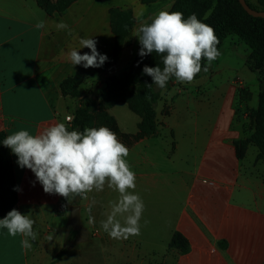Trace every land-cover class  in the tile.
Returning <instances> with one entry per match:
<instances>
[{
	"label": "crops",
	"instance_id": "crops-1",
	"mask_svg": "<svg viewBox=\"0 0 264 264\" xmlns=\"http://www.w3.org/2000/svg\"><path fill=\"white\" fill-rule=\"evenodd\" d=\"M40 21L45 27L36 29ZM60 21L41 14L34 0H0V130L7 136L20 130L36 134L55 123L69 126L67 116L79 98L64 94L61 82L95 71L71 64L67 54L79 49V42L57 30ZM226 104L233 111L232 101L224 99L213 103L211 115L192 116L173 106L156 134L131 136L130 142L117 136L129 148L135 192L145 204L140 234L128 239H113L101 227L117 192L105 186L70 202L47 194L11 152L14 209L29 214L38 235L25 254L22 237L0 229V264H264V159L254 143L239 154L235 141L245 136L235 115L225 112ZM252 146L257 150L246 167ZM74 204L80 205L78 228L71 223ZM71 227L77 229L74 235ZM176 231L189 242L185 252L170 247Z\"/></svg>",
	"mask_w": 264,
	"mask_h": 264
},
{
	"label": "clouds",
	"instance_id": "clouds-1",
	"mask_svg": "<svg viewBox=\"0 0 264 264\" xmlns=\"http://www.w3.org/2000/svg\"><path fill=\"white\" fill-rule=\"evenodd\" d=\"M44 27L43 21L35 25L36 29ZM56 28L72 33L64 21L57 23ZM133 36L138 38L141 58L153 53L162 57L163 68L147 65L143 68V73L152 77V84L161 89L172 78L181 83L194 82L201 70H208L202 69L203 61L211 65L220 55L214 29L196 14L185 18L182 12L160 11L150 23L143 22L134 29ZM96 43L93 38H79V49L73 48L67 54L71 64L101 67L108 57L97 51ZM85 47L90 49V54L81 55L79 50ZM2 143L16 155L20 168L34 173L47 194L59 195L70 202L77 196L87 198L88 193L103 191L105 186L117 192L118 198L110 202L111 210L101 221V227L118 240L140 234L145 204L135 192L136 174L126 159L129 148L111 129L92 127L70 131L65 123H55L36 134L16 131ZM96 203L93 199L92 205ZM90 222L94 220L90 218ZM148 223L144 221L145 226ZM34 224L29 214L17 209L0 219V229H6L11 237H22L21 249L25 254L33 247L30 240L37 239Z\"/></svg>",
	"mask_w": 264,
	"mask_h": 264
},
{
	"label": "rangeland",
	"instance_id": "rangeland-1",
	"mask_svg": "<svg viewBox=\"0 0 264 264\" xmlns=\"http://www.w3.org/2000/svg\"><path fill=\"white\" fill-rule=\"evenodd\" d=\"M34 2L38 5L36 0ZM258 8H263L259 0H249ZM39 6V5H38ZM120 7L132 9L135 22L123 49L114 52V32L112 29L111 9ZM176 0H68L66 7L48 13L41 6V14L47 17L62 19L72 30L71 35L64 30L70 41L79 38L96 40L97 51L108 57L107 61L95 71L82 77L81 89L84 99L99 98L103 90L127 74L138 62L140 44L133 31L143 22L151 19L160 11L173 12ZM188 15L208 18L206 24L213 29L219 26L224 32L222 44L218 46L219 57L201 70L192 83H181L174 78L168 81L164 89L153 84L161 97L154 104L155 115L159 126L163 123L170 107L192 115H211L213 103L221 104L222 100L232 101L233 111L226 104L225 112L235 115V126L244 136L256 134L264 127V29L254 23L241 6L232 0H194L182 6ZM90 54V49L81 48ZM169 83L172 87L169 89ZM111 101V100H110ZM182 103L179 104V102ZM231 110V111H230ZM139 130L140 116L126 102L103 103L92 117V127H107L116 133L115 128ZM67 121H71L68 120ZM117 135V133H116ZM257 148L252 146L243 163L246 167L253 162ZM72 201V200H71Z\"/></svg>",
	"mask_w": 264,
	"mask_h": 264
},
{
	"label": "trees",
	"instance_id": "trees-1",
	"mask_svg": "<svg viewBox=\"0 0 264 264\" xmlns=\"http://www.w3.org/2000/svg\"><path fill=\"white\" fill-rule=\"evenodd\" d=\"M150 2L154 0H143ZM194 0H176V7L173 12H182L184 17L189 15L182 8V6ZM204 2V0H201ZM220 1V0H218ZM237 2L241 8L246 12L250 19L256 23L260 28L264 29V17L250 15L240 4L239 0H232ZM249 2V0H247ZM48 13H53L56 10H63L68 0H36ZM263 8L253 6L257 9H264V0H259ZM205 24L208 18L199 17ZM112 29L114 32V52H119L123 49L127 38L130 34L131 28L135 22V15L132 9H123L115 7L111 9ZM215 35L219 38V44H222L224 32L219 29V26L214 28ZM204 63V61H203ZM149 67L160 66L163 68L162 57L156 53L149 54L143 58H139L138 62L133 68L117 81L111 82L101 93L99 98L89 97L84 99L82 97L81 83L82 79L79 76L70 75L65 77L61 82V88L64 94H70L79 98V103L72 112V120L69 122L68 129L83 131L85 128L91 127L93 113L103 103L126 102L131 109L140 116L139 132L136 135L122 133L120 129L115 128L117 136H122L123 141L130 142L131 136L137 137L141 133H157L159 131V124L155 115L154 104L160 99L159 91L154 90L152 77L143 73L144 66ZM203 65V64H202ZM199 74H197L198 76ZM172 79H170L171 81ZM152 84L151 87L147 85ZM172 85L169 83L168 88ZM111 100V101H110ZM262 107L264 108V98ZM7 137L4 130H0V219L7 215V213L14 209L18 201L17 183L14 170V162L12 159L11 150L3 145V140ZM239 154L242 155L243 150L248 144L254 143L258 147V158L264 159V127L260 128L256 134L245 136L235 141ZM80 198V196H78ZM77 229L71 227V235L76 233ZM171 248H177L181 252L189 249V242L187 238L180 232L176 231L170 242ZM66 248H63L57 255L60 258Z\"/></svg>",
	"mask_w": 264,
	"mask_h": 264
},
{
	"label": "water",
	"instance_id": "water-1",
	"mask_svg": "<svg viewBox=\"0 0 264 264\" xmlns=\"http://www.w3.org/2000/svg\"><path fill=\"white\" fill-rule=\"evenodd\" d=\"M242 7L253 16H261L264 17V9L254 8L249 4L247 0H239ZM71 223L75 228L79 227L80 224V205L74 204L71 207Z\"/></svg>",
	"mask_w": 264,
	"mask_h": 264
},
{
	"label": "built area",
	"instance_id": "built-area-1",
	"mask_svg": "<svg viewBox=\"0 0 264 264\" xmlns=\"http://www.w3.org/2000/svg\"><path fill=\"white\" fill-rule=\"evenodd\" d=\"M67 119H68V120H72V115H68V116H67Z\"/></svg>",
	"mask_w": 264,
	"mask_h": 264
}]
</instances>
